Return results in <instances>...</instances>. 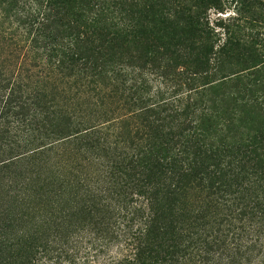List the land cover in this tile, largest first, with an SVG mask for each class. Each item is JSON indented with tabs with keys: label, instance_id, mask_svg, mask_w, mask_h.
Segmentation results:
<instances>
[{
	"label": "trees",
	"instance_id": "1",
	"mask_svg": "<svg viewBox=\"0 0 264 264\" xmlns=\"http://www.w3.org/2000/svg\"><path fill=\"white\" fill-rule=\"evenodd\" d=\"M0 264H264V0H0Z\"/></svg>",
	"mask_w": 264,
	"mask_h": 264
},
{
	"label": "rangeland",
	"instance_id": "2",
	"mask_svg": "<svg viewBox=\"0 0 264 264\" xmlns=\"http://www.w3.org/2000/svg\"><path fill=\"white\" fill-rule=\"evenodd\" d=\"M224 15H226V14H222V16H224ZM215 15H213L212 17H214Z\"/></svg>",
	"mask_w": 264,
	"mask_h": 264
}]
</instances>
